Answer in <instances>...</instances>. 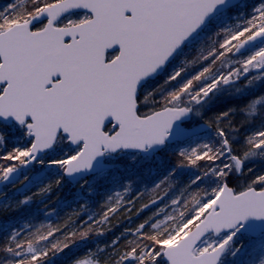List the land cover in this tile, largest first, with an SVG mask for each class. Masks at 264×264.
Returning a JSON list of instances; mask_svg holds the SVG:
<instances>
[{
	"label": "snow or ice",
	"instance_id": "snow-or-ice-1",
	"mask_svg": "<svg viewBox=\"0 0 264 264\" xmlns=\"http://www.w3.org/2000/svg\"><path fill=\"white\" fill-rule=\"evenodd\" d=\"M253 157L264 158V0L0 8V186L31 192L11 211L65 181L84 200L55 223L0 224V264H264Z\"/></svg>",
	"mask_w": 264,
	"mask_h": 264
},
{
	"label": "trees",
	"instance_id": "trees-1",
	"mask_svg": "<svg viewBox=\"0 0 264 264\" xmlns=\"http://www.w3.org/2000/svg\"><path fill=\"white\" fill-rule=\"evenodd\" d=\"M242 2H251V0H243ZM225 102L219 103L218 107H224L228 103ZM188 178L189 176L186 173L178 174V179L180 181L186 180ZM7 188L11 189V187H6V189ZM32 191H37V189L33 188ZM25 195H31V192L21 193L17 190L11 199H9V196H7V200L5 199L0 203V209H4L6 205L8 206V211L6 213L0 212V224H11L13 227L18 228L26 222L55 223L66 215L70 214L73 209L81 207L84 203V200L79 195V185H73L65 181L61 189L54 191L43 201L34 200L29 205L20 208L19 211H11L12 208H15L17 202L20 199H23ZM45 204H47V209L45 208ZM89 204L91 205V201H89ZM52 209L55 211L51 216H49L48 210ZM142 218L143 217H141V219ZM139 222L140 220L136 219L135 217L131 223L123 218H120L119 221L114 222L118 223L119 226L114 227L113 232L110 233L109 236L100 238L101 245L105 241L113 238L116 235H119L126 227L134 228ZM4 258L5 255L0 253V262H2ZM89 259L93 260V264H95L93 257H89Z\"/></svg>",
	"mask_w": 264,
	"mask_h": 264
},
{
	"label": "rangeland",
	"instance_id": "rangeland-1",
	"mask_svg": "<svg viewBox=\"0 0 264 264\" xmlns=\"http://www.w3.org/2000/svg\"><path fill=\"white\" fill-rule=\"evenodd\" d=\"M9 2H11V0H0V8H3L6 4H8ZM16 2L17 3H19V0H16ZM226 101V102H225ZM221 102H225V103H227V102H229V101H227V100H222V101H220V103ZM228 104V103H227ZM226 104V105H227ZM225 105V106H226ZM247 166H249V167H252L255 171H257V172H259V171H261V170H264V158H262V157H253V158H251L248 162H247ZM36 168L38 169L39 168V166H36ZM31 174V173H30ZM11 187V186H10ZM14 191V192H13ZM16 191H17V189H13L12 187H11V189H9V188H7L4 192H6L7 193V196H9V199H11L13 196H14V194L16 193ZM7 196H5L6 198V200H7Z\"/></svg>",
	"mask_w": 264,
	"mask_h": 264
},
{
	"label": "water",
	"instance_id": "water-1",
	"mask_svg": "<svg viewBox=\"0 0 264 264\" xmlns=\"http://www.w3.org/2000/svg\"><path fill=\"white\" fill-rule=\"evenodd\" d=\"M242 1V0H241ZM72 184V183H71ZM4 190V186H0V191H3ZM5 199V197H2L1 199H0V201H3Z\"/></svg>",
	"mask_w": 264,
	"mask_h": 264
},
{
	"label": "flooded vegetation",
	"instance_id": "flooded-vegetation-1",
	"mask_svg": "<svg viewBox=\"0 0 264 264\" xmlns=\"http://www.w3.org/2000/svg\"><path fill=\"white\" fill-rule=\"evenodd\" d=\"M4 200H5V199H4ZM4 200H3V201H4ZM3 201H0V203L3 202Z\"/></svg>",
	"mask_w": 264,
	"mask_h": 264
}]
</instances>
